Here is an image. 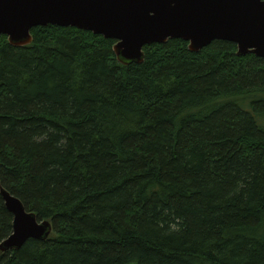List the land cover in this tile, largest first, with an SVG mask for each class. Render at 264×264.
Masks as SVG:
<instances>
[{"label":"trees","instance_id":"1","mask_svg":"<svg viewBox=\"0 0 264 264\" xmlns=\"http://www.w3.org/2000/svg\"><path fill=\"white\" fill-rule=\"evenodd\" d=\"M0 37V192L52 232L0 264H264V59L36 27ZM13 216L0 194V244Z\"/></svg>","mask_w":264,"mask_h":264},{"label":"water","instance_id":"2","mask_svg":"<svg viewBox=\"0 0 264 264\" xmlns=\"http://www.w3.org/2000/svg\"><path fill=\"white\" fill-rule=\"evenodd\" d=\"M49 25L115 41L114 55L125 66L141 64L144 47L174 39L186 42L191 53L225 41L236 45L237 57L264 59V0H0V37L12 47L29 46L33 28ZM0 194L13 216L1 253L50 236V222L38 221L7 192Z\"/></svg>","mask_w":264,"mask_h":264},{"label":"bare ground","instance_id":"3","mask_svg":"<svg viewBox=\"0 0 264 264\" xmlns=\"http://www.w3.org/2000/svg\"><path fill=\"white\" fill-rule=\"evenodd\" d=\"M8 252H10V251H8ZM7 253V252H6Z\"/></svg>","mask_w":264,"mask_h":264}]
</instances>
